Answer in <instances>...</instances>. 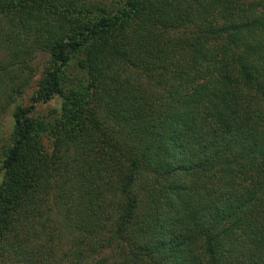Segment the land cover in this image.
<instances>
[{
	"label": "trees",
	"instance_id": "1",
	"mask_svg": "<svg viewBox=\"0 0 264 264\" xmlns=\"http://www.w3.org/2000/svg\"><path fill=\"white\" fill-rule=\"evenodd\" d=\"M0 81V264H264V0H0Z\"/></svg>",
	"mask_w": 264,
	"mask_h": 264
},
{
	"label": "rangeland",
	"instance_id": "2",
	"mask_svg": "<svg viewBox=\"0 0 264 264\" xmlns=\"http://www.w3.org/2000/svg\"><path fill=\"white\" fill-rule=\"evenodd\" d=\"M102 2H105L108 6L112 3L113 0H99ZM47 57L42 54L38 53L35 59L32 62V69L29 70H23L21 75H25V77L28 78V85L25 86V90L22 93V95L16 99L17 102L21 103L22 105H28L30 103L29 97L32 94V91L35 89V82L38 79V77L41 74V70L46 65ZM15 73H19L20 71L15 69ZM74 73V70L67 69L65 70V74L68 76H71ZM14 74V72H10L4 80H8V76H11ZM1 82V81H0ZM3 99V98H2ZM0 99V101H2ZM59 97L54 96L53 98L44 101V102H38L35 104V107L33 109L35 114L39 115H45L51 108L56 107L59 102ZM10 110L11 105L6 108L4 112H0V135L2 136V139L4 140L6 136L8 135V132L11 129V116H10Z\"/></svg>",
	"mask_w": 264,
	"mask_h": 264
}]
</instances>
